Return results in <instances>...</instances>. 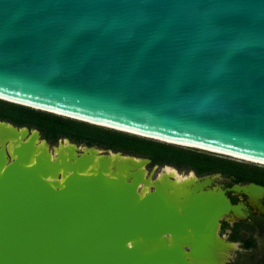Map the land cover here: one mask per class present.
<instances>
[{
    "label": "water",
    "instance_id": "1",
    "mask_svg": "<svg viewBox=\"0 0 264 264\" xmlns=\"http://www.w3.org/2000/svg\"><path fill=\"white\" fill-rule=\"evenodd\" d=\"M0 101L264 167V0H0ZM71 145L62 165L1 147L0 264H215L219 221L241 208L224 191L141 196L104 174L122 152ZM230 191L264 214L263 186Z\"/></svg>",
    "mask_w": 264,
    "mask_h": 264
},
{
    "label": "trees",
    "instance_id": "2",
    "mask_svg": "<svg viewBox=\"0 0 264 264\" xmlns=\"http://www.w3.org/2000/svg\"><path fill=\"white\" fill-rule=\"evenodd\" d=\"M0 119H7L14 125L36 128L42 131L48 140L55 141L58 137H66L77 143H87L149 158L155 165L194 169L199 174L222 170L233 176L237 182L264 186V167L261 166L218 159L195 150L144 140L2 101H0Z\"/></svg>",
    "mask_w": 264,
    "mask_h": 264
},
{
    "label": "bare ground",
    "instance_id": "3",
    "mask_svg": "<svg viewBox=\"0 0 264 264\" xmlns=\"http://www.w3.org/2000/svg\"><path fill=\"white\" fill-rule=\"evenodd\" d=\"M25 135H26L25 130L16 131L8 124H0V151H1V147L3 146L6 147L7 144L10 153H12V150L15 147H18L21 143H23V145H29L32 148L31 161L29 165L34 163L35 159H40V158H46L51 162L56 161V163L59 165H62L63 163L68 164L69 162H73L75 159H77V156H79L77 155L78 153H76L74 150L75 146H72L71 143L68 141H64V142L61 141L60 146L56 147L54 152H50L48 150V146L44 142L39 141V137L36 132L33 131L26 137ZM160 142H164V141H160ZM174 145L180 146L185 149L188 147L195 148L186 145H177V144ZM199 150L208 151L220 155L222 154L216 151H211L206 149H199ZM82 153H84L83 157L86 158V161L88 162V166L85 168L84 174L89 175L91 173H95L96 171H98L99 163L102 164V159L99 155L100 154L99 151L84 149ZM83 157L80 159V161L84 159ZM231 157L238 159L237 157H233V156ZM244 162L253 163L255 165H260V166L263 165L261 163L248 161V160H244ZM102 165L104 169V174L107 177H111L114 179L115 178L118 179L120 177L125 181L134 180L135 182H137L138 183L137 187L139 189L138 191L140 192L141 196L145 195L146 193H149L151 191L152 186H154V188H157L159 190L162 189L165 192H167L170 195L171 199H180L183 196L189 194V191L193 188L200 192L206 191L209 194L216 193L217 191L220 190L217 187L208 188V185L211 182L210 178L199 180V178L197 179L193 175L194 173L187 175L186 177H182L177 174L178 171L176 169L175 170L177 172L171 169L172 167L169 168V166H164L162 168V173L159 175V178L157 177L158 180L152 181L151 177H148L146 175V170H145L146 162L140 161L139 159L136 158H130L129 156L126 155H116L114 153H109V155L105 159V162ZM65 176H63V178L60 181H58L57 184L63 183ZM54 180L56 179L49 177V181H54ZM183 185H188L184 191L182 190ZM251 198H253L255 201L258 202L259 199L262 198V194L256 191H252ZM239 207L244 208L242 205H239ZM241 208L237 209L236 214L232 216L242 217L244 213L242 211L243 209L241 210ZM217 229L218 226L216 228V234H217ZM217 246H218V250H217L218 252L221 248V243L219 238H218ZM215 264H218L217 253L215 258Z\"/></svg>",
    "mask_w": 264,
    "mask_h": 264
},
{
    "label": "flooded vegetation",
    "instance_id": "4",
    "mask_svg": "<svg viewBox=\"0 0 264 264\" xmlns=\"http://www.w3.org/2000/svg\"><path fill=\"white\" fill-rule=\"evenodd\" d=\"M0 122L7 123V124L14 126L13 123H10V122H5V121H1V120H0ZM15 127L21 128L23 126L16 125ZM106 150H110V149H106ZM148 160H150V159H148ZM150 163H152L151 160H150ZM155 166H157V165H155ZM164 166H168V165H162L160 167L162 168ZM171 167H173V168H171ZM171 167H169V168H171L173 170L176 169L180 173H182V171H184L185 173H188V175L194 173L193 175L196 178L198 177L199 180H204L206 178H210L212 181L210 182L211 184L208 186V188L219 187L220 191H224L226 198H228V200L230 201V203L232 205H234V206L242 205L245 208V210L243 211L244 215L242 217L232 216V214H231V215L225 216L222 219H220L219 224H218V229H217V236H219L218 237L219 239L221 238V239L225 240V242L228 244L240 245L242 247V250H244V251L251 250L255 246L254 239H253L252 235H253L254 231L256 230V226L259 225L260 222L262 221L259 219V217L264 219V214L261 213L255 207L251 206L250 203L248 202L246 196L230 191V189H232L235 186H242V185H246L249 183L237 182L233 176H231V175L227 176V175H224L220 172L199 174L194 169H188V168L187 169H178L174 166H171ZM219 177L223 178L225 181L227 180L228 182L225 184L213 186L212 184H213L214 180L219 178ZM259 186H262V185H259ZM260 204L264 208V198L260 201ZM239 213H241V212H239Z\"/></svg>",
    "mask_w": 264,
    "mask_h": 264
},
{
    "label": "rangeland",
    "instance_id": "5",
    "mask_svg": "<svg viewBox=\"0 0 264 264\" xmlns=\"http://www.w3.org/2000/svg\"><path fill=\"white\" fill-rule=\"evenodd\" d=\"M0 120L1 121H5V122H10L7 119H0ZM14 126H16V125H14ZM23 127L29 128L30 130L38 131L40 139L41 140H45L47 142V144H48L47 146H49L50 149H52L53 147H56L57 143L59 142L60 139H67L71 144H75V145H77V146H79L81 148L88 147V148H97V149L103 150L104 152L108 151V150H106L107 148H102V147H99V146H96V145H88L87 143H77L74 140H71L70 138H66V137L65 138L58 137L55 141L48 140L44 136V133L42 131H40V130H38L36 128L29 127L27 125H25ZM40 139H39V141H40ZM49 147H48V150L50 152H54L53 150H50ZM82 150L84 151V149H82ZM111 151L115 152L114 150H111ZM116 152H120V151H116ZM81 153L82 152H80V154ZM122 153L124 155H131V154H128V153H125V152H122ZM201 153L204 154V155H210V156L216 157L218 159H226V160H229V161L240 162V161H237V159H235V158L231 159V158H226V157L219 156V155H213V154H208V153H204V152H201ZM131 156H135V155H131ZM135 157H138V156H135ZM138 158L149 159V158H145V157H138ZM240 163H244V162H240ZM249 164H253V163H249ZM157 166H158V169L155 171V173L153 172V170L155 168V165L153 163H149L147 166H145V170H146V175L147 176H149L148 173H152V172L154 173L153 178H151L152 181H157L158 178H159V175L162 173V169H160L161 165H157ZM217 172H220V173L228 176V174L226 172L222 171V170L217 171ZM177 174L179 176H182V177H186L188 175V173H185L184 171H182V173H180V172L178 173L177 172ZM155 176H157L158 178L155 177ZM150 177H151V175H150ZM227 182H228L227 180L225 181L223 178L219 177V178L214 180L212 185L215 186V185L225 184ZM187 186L188 185H183L182 190L184 191ZM212 188H215V187H212ZM217 188H219V187H217ZM177 191H179V190H177ZM262 199H259V200L261 201ZM259 219L262 220V221L260 222L259 225L256 226V230L254 231V233L252 235V237L254 239L255 246L251 250L244 251V250H242V247L240 245L232 244L234 249L232 250L231 253L228 254V257H227V260H226V264H264V219H262L260 217H259ZM219 240H220V243H221V248L217 252V260H218V264H224L223 257L227 253L229 245H228V243L225 242V240H223L221 238Z\"/></svg>",
    "mask_w": 264,
    "mask_h": 264
}]
</instances>
